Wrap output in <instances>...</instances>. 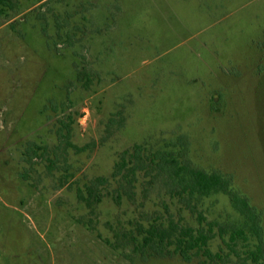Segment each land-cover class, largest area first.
<instances>
[{"label": "rangeland", "instance_id": "obj_1", "mask_svg": "<svg viewBox=\"0 0 264 264\" xmlns=\"http://www.w3.org/2000/svg\"><path fill=\"white\" fill-rule=\"evenodd\" d=\"M181 139L193 168L230 185L201 200L207 220L243 226L232 197L245 199L264 243V0L0 2V264L210 263L200 252L130 261L114 246L116 231L180 207L141 174L117 204L116 163ZM98 178L100 201L80 200ZM228 243L209 248L254 264V237L238 254Z\"/></svg>", "mask_w": 264, "mask_h": 264}, {"label": "trees", "instance_id": "obj_2", "mask_svg": "<svg viewBox=\"0 0 264 264\" xmlns=\"http://www.w3.org/2000/svg\"><path fill=\"white\" fill-rule=\"evenodd\" d=\"M88 75L87 72H79V81H86ZM66 145L70 144L66 143ZM172 146L173 150H158L147 157L143 156L144 147L136 146L129 158L127 154H123L116 163L112 178L119 183V188L114 190L116 193L114 199L117 204L121 203L123 197H128L130 201H133L135 192L132 189L134 183L138 181V175L141 174L146 178L151 177L148 182L150 185L161 184L168 198L172 202L177 201L180 207L177 215L171 212L169 207H166V216L155 218L148 226L139 224L135 231H116L114 246L120 249L124 257L130 261H135L134 257L138 255L144 260L152 257L180 256L184 261L189 262L194 254L200 252L208 258V261L210 260V263L204 262L203 264H215L216 258L221 259L223 264H227L228 257L223 260L219 254H213L209 248L210 243L217 237L225 240L228 236L230 243L227 244V247L238 254L236 250L238 243L247 242L251 237H254L256 239L255 248L245 252V259L251 260L254 264H263L264 243L261 214L251 207L247 200L234 196L232 205L245 217L243 226L220 225L208 221L200 210L201 200L213 193L229 194V182L219 174H209L193 168L188 159L187 141L177 140ZM177 147L179 149L176 151ZM36 150H27L28 152L33 151L31 158L38 155ZM180 158L182 161L179 160ZM155 180L159 182H155ZM107 182L106 178L96 179L87 186L88 198H85L81 193L78 194V197L80 200L89 201L91 198H95L100 201V194H97V191ZM185 212L196 219L197 228L186 221L183 215Z\"/></svg>", "mask_w": 264, "mask_h": 264}]
</instances>
